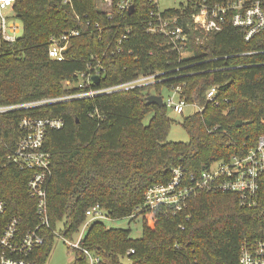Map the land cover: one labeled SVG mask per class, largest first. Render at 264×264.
<instances>
[{
    "label": "trees",
    "instance_id": "trees-1",
    "mask_svg": "<svg viewBox=\"0 0 264 264\" xmlns=\"http://www.w3.org/2000/svg\"><path fill=\"white\" fill-rule=\"evenodd\" d=\"M205 1L213 5L230 0ZM259 1L264 11V0ZM149 9L147 0H134L133 13H113L107 20L95 0H73L72 8L62 0L15 1L12 12L22 33L13 43L0 40V105L72 92L64 82H75L87 63L96 62L92 56L104 68L100 87L153 72L162 74V82L93 100L0 115V200L6 203L1 219L20 218L21 231L38 223L35 201L27 193L32 172L20 171L7 156L23 137L19 129L23 117L60 118L62 128L49 130L43 146L51 156L47 205L53 229L63 223V236L71 239L86 220L85 212L95 206L114 220L142 211L140 239L132 240L129 230L106 229L95 221L80 246L98 257L99 264H238L240 242L264 238V216L240 207L236 195L202 192L175 214L163 207L142 208L147 188L167 183L173 168L186 176L196 174L241 154L264 134V66L242 65L264 56H237L264 49V31L245 42L244 31L228 25L204 44H190L193 56L179 59L163 37L145 32ZM180 23L185 26L190 20L183 18ZM75 28L79 35L70 39L67 59L51 60L50 38ZM125 29L131 33L123 52L112 55ZM196 35L190 33L192 39ZM173 85H180L181 96L201 108L183 117L187 143H168L172 122L166 109L146 103L152 93L160 95L163 87ZM214 85L219 93L210 103L205 93ZM95 110L102 120L89 116ZM148 115L152 116L145 125ZM43 238L37 264H46L55 240L51 231H44ZM131 249L134 253L127 255ZM74 254L72 264H86L79 251Z\"/></svg>",
    "mask_w": 264,
    "mask_h": 264
},
{
    "label": "built area",
    "instance_id": "built-area-1",
    "mask_svg": "<svg viewBox=\"0 0 264 264\" xmlns=\"http://www.w3.org/2000/svg\"><path fill=\"white\" fill-rule=\"evenodd\" d=\"M16 0H0V40L13 43L17 37L18 26L8 23L2 14L5 10L12 11ZM151 5L148 10V19L144 23L145 32L163 37L169 50L175 52L179 59L193 56L190 44H204L211 35L221 33L226 26H232L244 31V41L249 42L264 31V11L259 0H230L224 3L208 5L205 0H182L176 9L162 10L159 6L162 0H147ZM176 1V0H175ZM63 4L73 6V0H62ZM97 9L112 19L113 13L123 15L128 13L134 0H96ZM174 11L169 14L168 11ZM185 14V11H187ZM187 16V17H186ZM183 18H189L190 23L185 26L180 23ZM89 26L90 21L85 22ZM94 29L100 30L95 24ZM196 33L193 39L190 33ZM130 29H125L116 39L111 53L123 52V44L128 41ZM79 35L78 29H72L60 37H51L48 47V57L51 60L63 62L67 58L65 52L70 39ZM239 57L264 56V49L249 50L240 53ZM93 63H87V70L77 74L75 82L65 81L64 86L72 89L70 93L55 97H45L39 100L18 104L0 105V115L13 112L29 111L49 106L70 103L74 101L93 100L99 96L129 92L138 88L151 86L162 82V74L153 72L108 86L100 87L94 84L91 78L99 77L104 68L97 56L90 58ZM244 66H264V59L246 62ZM170 95L163 99V107L176 114H183L184 108L192 106L201 111V108L191 104L181 96L180 85L168 88ZM219 93V86L210 87L205 93L208 102L215 101ZM102 120L98 111L89 114ZM64 122L60 118H29L23 117L19 122V129L24 133L18 140L16 147L10 151L7 159L16 165L20 171H31L32 175L27 182V193L35 201V214L38 223L25 231H21L20 218L11 217L3 221L1 216L6 210V203L0 200V264H37V252L44 243L43 232L51 231L56 237L57 229H53L48 220L47 189L51 179L50 153L44 151L45 135L49 130H59ZM167 183L152 184L144 194V210H154L159 207L170 209L173 214L182 211L190 199L202 192H217L236 195L238 204L242 208L256 211L259 217L264 216V134L258 136L254 146L241 154L232 155L227 160L210 164L196 174L184 175L180 168H173ZM86 220L81 226V232L75 242L65 238L68 250L79 251L85 258L86 264H99L98 257L82 248L80 242L84 231L92 222L106 218L99 206L92 207L85 212ZM87 231V230H86ZM129 250L127 255L133 254ZM238 264H264V238L243 239L239 244Z\"/></svg>",
    "mask_w": 264,
    "mask_h": 264
},
{
    "label": "rangeland",
    "instance_id": "rangeland-1",
    "mask_svg": "<svg viewBox=\"0 0 264 264\" xmlns=\"http://www.w3.org/2000/svg\"><path fill=\"white\" fill-rule=\"evenodd\" d=\"M96 2V0H95ZM182 2V0H162L159 3V6L162 10L167 9H176L179 4ZM97 5V3H96ZM99 6V5H97ZM4 17L7 19L8 23H15L18 26L16 37L18 38L22 33V26L19 20L16 19L15 14L10 10H5L3 13ZM160 96L163 99H166L170 92L166 88H162L160 92ZM152 95H155L152 93ZM197 109L192 106H187L184 108L183 114H176L172 110L167 109V116L171 120L172 124L168 133L167 142L168 143H187L189 141L187 133L184 131V129L181 126L183 117H188L192 115ZM152 115H148L144 121L143 124L147 125ZM142 211H136L131 218H122V219H110L105 218L100 223L103 224V226L106 229H120V230H129L130 231V238L132 240H137L142 237V231H143V225H142V218L139 214H141ZM138 214V215H137ZM87 230V229H86ZM86 230L84 231V235L86 233ZM57 231L59 235L55 238L54 244L52 247V251L47 259L46 264H72L75 254L74 252L68 250V246L65 244V238L63 236L64 226L63 223H58L57 225ZM81 232V228L76 232L71 239L66 238L70 242H75L77 238L79 237V234ZM126 262V261H125ZM127 263V262H126Z\"/></svg>",
    "mask_w": 264,
    "mask_h": 264
},
{
    "label": "water",
    "instance_id": "water-1",
    "mask_svg": "<svg viewBox=\"0 0 264 264\" xmlns=\"http://www.w3.org/2000/svg\"><path fill=\"white\" fill-rule=\"evenodd\" d=\"M134 11V6H131L128 10V14L133 13ZM91 80L93 81L94 84H98L99 83V77L98 76H93L91 78ZM146 103L148 105H155L159 108H163V102H162V98L160 95H150L146 98Z\"/></svg>",
    "mask_w": 264,
    "mask_h": 264
}]
</instances>
